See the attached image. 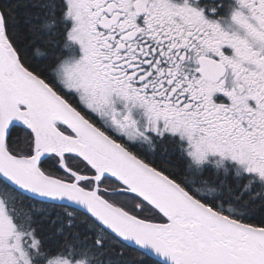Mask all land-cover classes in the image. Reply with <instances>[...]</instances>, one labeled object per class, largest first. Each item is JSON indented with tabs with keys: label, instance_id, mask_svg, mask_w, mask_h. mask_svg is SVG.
Wrapping results in <instances>:
<instances>
[{
	"label": "snow or ice",
	"instance_id": "obj_1",
	"mask_svg": "<svg viewBox=\"0 0 264 264\" xmlns=\"http://www.w3.org/2000/svg\"><path fill=\"white\" fill-rule=\"evenodd\" d=\"M0 264H264V0H0Z\"/></svg>",
	"mask_w": 264,
	"mask_h": 264
}]
</instances>
